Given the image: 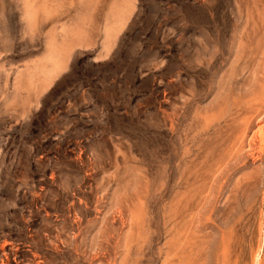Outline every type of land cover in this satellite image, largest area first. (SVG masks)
<instances>
[{"label": "rangeland", "instance_id": "obj_1", "mask_svg": "<svg viewBox=\"0 0 264 264\" xmlns=\"http://www.w3.org/2000/svg\"><path fill=\"white\" fill-rule=\"evenodd\" d=\"M0 264H264V0H0Z\"/></svg>", "mask_w": 264, "mask_h": 264}]
</instances>
